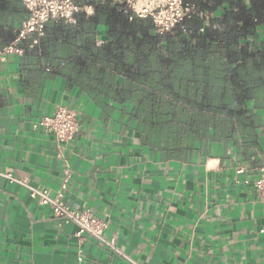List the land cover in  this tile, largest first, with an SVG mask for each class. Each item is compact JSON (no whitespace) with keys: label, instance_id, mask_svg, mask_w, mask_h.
<instances>
[{"label":"crops","instance_id":"crops-1","mask_svg":"<svg viewBox=\"0 0 264 264\" xmlns=\"http://www.w3.org/2000/svg\"><path fill=\"white\" fill-rule=\"evenodd\" d=\"M223 14L221 5L207 10L206 24ZM24 17L7 12L0 32ZM151 33L163 42L172 31ZM94 38L106 43L107 27ZM250 38L264 58L263 23ZM89 44L59 38L0 57V169L54 192L69 167L67 202L105 218L106 236L142 264H264L254 184L264 165V83L239 103L227 58H181L161 93L156 73L131 77L126 61L86 58ZM213 81L212 104L180 99L207 97ZM60 104L81 123L67 142L37 124ZM77 230L0 175V264H134Z\"/></svg>","mask_w":264,"mask_h":264},{"label":"trees","instance_id":"trees-1","mask_svg":"<svg viewBox=\"0 0 264 264\" xmlns=\"http://www.w3.org/2000/svg\"><path fill=\"white\" fill-rule=\"evenodd\" d=\"M90 2L93 3L95 12L87 15L83 10L76 23L49 20L46 24V34L36 45L59 38L70 43L77 40L90 43L91 47L87 53H83L84 57L93 60L106 57L117 65L126 61L131 77L153 71L159 77L161 93H166L171 86L168 78L171 77L172 68L175 67L172 63L178 62L181 58H227L228 78L234 85L239 103L247 98L252 85L255 84L258 88L264 83V58L259 59L260 48L255 38H250L256 34L257 25L264 24V0H185L204 12L215 10L221 5L224 14L222 17H211L210 25L205 22L206 16L194 14L185 20L186 32L178 27L163 42L154 39L151 33L153 27L151 18L135 17L130 20L117 11L113 0H90ZM7 12L25 16L24 19L29 14L23 0H0V25L4 24L3 18ZM100 25L107 27L109 38L106 43L97 45L94 35ZM203 25L205 30L201 31L200 27ZM16 28L14 30L8 25L0 32V48L13 40ZM205 40H207L206 44ZM79 58L80 61L85 62L82 60V53ZM237 60H240V63L237 64ZM136 63L137 68L132 71ZM207 85V97L200 98L199 92L196 91L194 95L181 96L180 99L200 105L212 104L213 91L216 87L214 81ZM227 99V97L222 98L225 104ZM164 100L165 96H160L159 101ZM160 115L167 116V113L160 112Z\"/></svg>","mask_w":264,"mask_h":264},{"label":"built area","instance_id":"built-area-1","mask_svg":"<svg viewBox=\"0 0 264 264\" xmlns=\"http://www.w3.org/2000/svg\"><path fill=\"white\" fill-rule=\"evenodd\" d=\"M29 14L16 28V35L9 43L0 49V57L9 54H23L28 47L35 46L46 34V24L55 19L64 22L76 23L83 10L93 6L90 0H23ZM118 12L126 15L130 20L135 17H149L157 35H165L176 28L187 31L185 20L194 14L205 16L193 3L185 0H113ZM205 30V25L200 27ZM46 130L52 132L59 142H67L74 138L81 123L77 110L69 105L60 104L52 114L44 115L39 123ZM237 171H245L239 166ZM3 175L13 182L25 186L29 194L39 203L49 205L56 216L72 220L78 225L77 234H90L98 240L128 258L134 264H142L129 254L125 253L113 239L106 236L108 222L105 218L96 216L91 209H80L70 205L65 199V189L72 172L69 167L64 169L61 186L53 192L49 187L37 186L24 177L16 176L11 170L0 169ZM255 187L264 207V165L260 167L259 175L254 179Z\"/></svg>","mask_w":264,"mask_h":264}]
</instances>
